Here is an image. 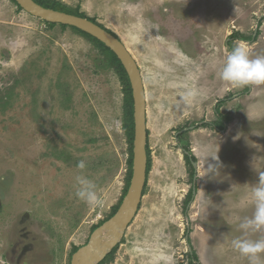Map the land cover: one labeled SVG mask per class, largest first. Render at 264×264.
I'll use <instances>...</instances> for the list:
<instances>
[{"label": "rangeland", "instance_id": "obj_1", "mask_svg": "<svg viewBox=\"0 0 264 264\" xmlns=\"http://www.w3.org/2000/svg\"><path fill=\"white\" fill-rule=\"evenodd\" d=\"M59 1L121 39L147 96L151 171L138 214L106 264H191L189 247L199 264H249L231 240L264 236L239 227L254 212L255 159L264 171V84L237 87L219 72L240 44L251 58L264 56V0ZM106 58L73 29L0 0V264H16L23 230L35 242L21 264H71L73 249L119 204L129 145L123 84ZM220 114L230 119L224 129L212 127ZM184 145L198 162L189 202ZM80 160L102 206L75 195Z\"/></svg>", "mask_w": 264, "mask_h": 264}, {"label": "water", "instance_id": "obj_2", "mask_svg": "<svg viewBox=\"0 0 264 264\" xmlns=\"http://www.w3.org/2000/svg\"><path fill=\"white\" fill-rule=\"evenodd\" d=\"M15 1L22 10L35 18L52 24L75 27L102 42L119 58L131 82L134 98L135 137L133 175L128 192L123 198L118 211L92 232L89 242L73 254L71 262V264H100L120 245L129 226L135 220L147 183V144L149 136L147 96L141 68L119 37L87 18L45 8L34 0ZM182 150L184 154L188 153L184 149ZM193 166L195 168V177L192 200H194L197 193L198 162H193ZM189 250L192 253L191 247H189Z\"/></svg>", "mask_w": 264, "mask_h": 264}, {"label": "clouds", "instance_id": "obj_3", "mask_svg": "<svg viewBox=\"0 0 264 264\" xmlns=\"http://www.w3.org/2000/svg\"><path fill=\"white\" fill-rule=\"evenodd\" d=\"M219 76L223 81L237 87L264 84V56L251 58L246 46L240 44L234 47L227 56ZM212 158L219 161L218 155L212 156ZM255 160L252 167L257 172L259 180L252 186L250 193V203L254 207V212L251 217H245L239 224L240 229L245 234L264 231V171L256 169ZM77 168L81 170V174L75 178L76 197L90 207L102 206L104 201L102 196L98 194L97 185L83 174V170L86 169L85 161L80 160ZM220 169L221 165L219 164L205 168L207 175H216ZM231 246L242 256L247 257L249 264H262L260 254L264 253V236L255 240L245 237L234 238L231 240Z\"/></svg>", "mask_w": 264, "mask_h": 264}, {"label": "trees", "instance_id": "obj_4", "mask_svg": "<svg viewBox=\"0 0 264 264\" xmlns=\"http://www.w3.org/2000/svg\"><path fill=\"white\" fill-rule=\"evenodd\" d=\"M12 1L17 5V7L20 10H22V8L17 4V2L15 0H12ZM34 1L37 2L38 4L42 5L45 8H49V9L64 12L67 14L79 16L82 18H87L88 20L100 25L102 28L108 30L110 33H112L113 35L118 37L111 30L107 29L102 24L98 23L94 18H90L85 13L81 12L80 7L70 8L64 2L59 1V0H34ZM73 10H74V13H73ZM45 23L50 27L57 26V24H52V23H48V22H45ZM60 26L63 29H67V28L73 29L74 31H76V32L82 34L83 36L87 37L88 39H90L97 47L102 49V52L107 57L106 58L107 63L110 65L109 67H113L114 71L118 74V76H119V78L123 84V91H124V129L126 131L127 141H128V145H129V158L127 161L128 171H127V176H126V187L124 189L122 198L119 201V204L117 206L113 207L112 213L109 215V217L106 220L102 221L99 225H97L93 228V231H94L100 225H102L105 221L110 219L118 211V209H119V207L123 201V198L126 196V194L128 192V189H129V186L131 183V179H132V175H133L134 137H135L133 90H132V86H131L129 76H128L123 64L121 63L119 58L116 56V54L112 50H110L107 46H105L102 42H100L96 38L92 37L91 35L83 32V31H81L75 27H69V26H65V25H60ZM234 37L239 38L241 40H247V39L252 40L253 39L252 37H254V36L247 38V37L238 33V34H235ZM229 121H230V119L228 116H221V114H220L218 121L215 124H213L212 127L216 128V129H224L228 125ZM204 125L208 127L211 124L205 123ZM148 135H149V131H148ZM181 139H182V135L179 136V140H181ZM182 149H184L185 151L188 152V153L184 154V157H185V159L189 165L190 176L194 182L195 168L193 166V162H196V158L194 156H192V152L190 151V148L187 145H184ZM147 153H148V168H147V181H148V176H149V173L151 171V165H152L151 164V157H150V150H149L148 144H147ZM146 186H147V183H146ZM146 186L144 189V194L146 191ZM192 198H193V188L191 189V191L188 194L187 202H189ZM79 248L80 247L74 248L73 253H75ZM118 248H119V245L100 264H106L108 261L113 260L114 255H115ZM189 255L191 257V264H199L197 261L198 257L196 256V253H190Z\"/></svg>", "mask_w": 264, "mask_h": 264}, {"label": "flooded vegetation", "instance_id": "obj_5", "mask_svg": "<svg viewBox=\"0 0 264 264\" xmlns=\"http://www.w3.org/2000/svg\"><path fill=\"white\" fill-rule=\"evenodd\" d=\"M0 210H1V204H0ZM24 220L20 223L23 224ZM24 229H27L24 227ZM21 237L15 239V243L13 244L14 249L12 250L15 254L17 252V259L16 264H21L22 260L25 258L26 254L30 252L34 248V238L32 237L31 233L28 231L21 232ZM14 236V235H13ZM31 236V238H30Z\"/></svg>", "mask_w": 264, "mask_h": 264}]
</instances>
